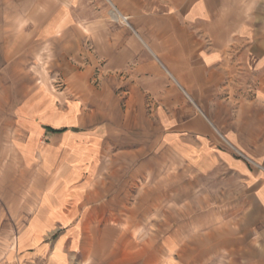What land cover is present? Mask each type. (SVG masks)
Returning a JSON list of instances; mask_svg holds the SVG:
<instances>
[{
  "label": "crops",
  "instance_id": "obj_1",
  "mask_svg": "<svg viewBox=\"0 0 264 264\" xmlns=\"http://www.w3.org/2000/svg\"><path fill=\"white\" fill-rule=\"evenodd\" d=\"M1 40L7 68L64 78L68 180L137 184L155 155L193 203L167 264H264V0H0Z\"/></svg>",
  "mask_w": 264,
  "mask_h": 264
},
{
  "label": "rangeland",
  "instance_id": "obj_2",
  "mask_svg": "<svg viewBox=\"0 0 264 264\" xmlns=\"http://www.w3.org/2000/svg\"><path fill=\"white\" fill-rule=\"evenodd\" d=\"M6 60L1 53L0 264L175 263L177 254L164 246L179 223L192 225L178 206L193 203L171 201L177 187L162 185L156 156L152 176L139 170L137 184H129L130 169L120 179L110 178L112 169L101 171L100 181L94 171L90 186L68 180L67 155L62 143L54 144L69 128L51 126L49 110V97L66 90L63 76L28 65L25 72L7 68ZM58 104L64 109L65 102ZM208 181L204 190L220 188Z\"/></svg>",
  "mask_w": 264,
  "mask_h": 264
}]
</instances>
